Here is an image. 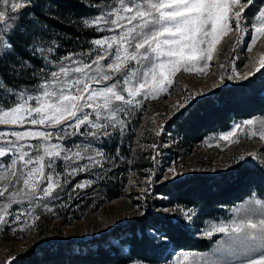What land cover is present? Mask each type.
<instances>
[{
    "label": "snow or ice",
    "instance_id": "snow-or-ice-1",
    "mask_svg": "<svg viewBox=\"0 0 264 264\" xmlns=\"http://www.w3.org/2000/svg\"><path fill=\"white\" fill-rule=\"evenodd\" d=\"M254 2L255 0H246L244 3L242 0H129V3H125V0H120L122 6L120 11L101 12L96 19L82 21L85 27L95 26L97 32L109 31L112 26L122 29L119 35L91 40L90 43L95 48L90 50L89 56L93 52L95 55L91 56L88 63L72 59V54L65 55L59 61H52L48 58L54 51L52 47L45 49L35 46L26 49L33 56L43 59L44 67L49 68L50 78L38 86L42 89L41 92L28 94L26 98L24 91L16 92L11 88H5L0 82V89H5L6 97L17 98V103L7 110L0 104V125H40L54 131L12 130L10 136L14 140L7 139L9 132L0 131V140L7 143V146H0V158L12 157L7 164L0 163V169H4L12 178L7 185L0 188V197H5L6 193L8 198L22 195L30 208L39 207L40 202L44 200H48L49 203L61 201V194L70 182L69 177H75L78 172H91L94 166L103 171V162L114 163L101 148L95 146L96 143L102 142L103 137L111 138L113 134H122L127 127L126 120L132 115V108L140 106L141 102L136 97L155 98L158 92L166 90L172 83L171 76L181 66H184L185 70L193 68L204 74L209 68L208 61L212 60L217 44L220 43L222 36L227 34L232 24H235L236 30L240 33L247 30L244 12ZM0 3L8 5L12 13L31 6V0H11L10 4L9 0H0ZM113 14L114 19H106ZM6 16L7 9L0 11V60L10 55L18 56L15 45L11 42V34L16 28L15 21L18 20V16L14 15L9 19H6ZM241 25H244V28ZM251 28L254 34L246 49L248 52L258 40L264 38V8L257 10ZM39 39L38 36H33V43ZM105 60L109 62L102 64ZM64 61L68 63L65 64ZM129 61H135L138 67L122 71ZM198 62H203L202 67L196 66ZM12 67L16 68L15 65ZM20 67L29 68L31 65L29 62L21 61ZM44 67L40 71L43 72ZM104 69L109 71L105 72ZM260 69H264V57L260 58L256 71ZM118 74L120 78L114 80ZM32 75L35 76V73ZM235 75L240 77L237 82L249 78V74L240 76L237 72ZM228 79L232 77L229 76ZM107 81L113 82L104 83ZM93 84L96 87H93ZM124 93L127 94V99ZM30 101H34L35 106H31ZM180 107L183 108L184 105L181 104ZM93 113L95 119H90ZM121 114L123 119L120 118ZM66 120L70 122L64 123ZM254 123V119L234 122L233 130L223 134L220 139L229 143L235 142L237 132L244 126H251ZM261 123L264 125V121ZM82 127L85 128L83 132ZM160 134V131L156 133L157 136ZM252 135L256 133L253 132ZM259 135L264 139V131H260ZM53 136L58 143L50 142ZM76 136L87 141L83 147L80 144L67 147L63 144L64 140ZM29 138H39L41 143L39 145L17 143ZM33 150L37 152L36 155L32 154ZM41 150L42 155L38 154ZM45 157L48 158L47 163ZM243 159L244 157H241V160ZM253 159L255 160V157ZM261 159L264 160V154ZM58 160L62 162L87 160L88 163L77 164L70 170L65 169L61 184L62 174L56 167ZM152 160L154 166L158 164L156 157ZM257 164L264 168L259 162ZM179 175L182 174H178L171 165L161 168L159 172L149 170L150 187L145 189V192L152 194L154 191L151 177L155 176V184L159 185L175 182ZM95 178L104 177L95 174ZM92 183V180H85L75 184L67 194L68 198L71 199L72 192L76 189H84ZM9 186L12 188L11 191ZM251 195L255 197L256 191L253 190ZM153 198L167 199V196L161 192ZM139 206L147 211L143 205ZM8 207H11V204L5 206L4 213H0V225L15 231L12 225L21 220L25 210L20 209L13 215L6 211ZM43 207L51 211L49 204H44ZM164 211L169 210L165 208ZM232 211L235 218L228 222L222 220L219 223H211L200 231V235L206 238L213 237L215 233H223L226 237L218 243L212 257L195 259L192 258L193 253L185 251L175 254V258L169 259L168 264L185 262L264 264V203L260 199H251ZM9 215L11 220L6 219ZM196 215V209L189 207L183 212V219L177 220V224L189 227ZM257 216L261 218L254 220L253 218ZM145 239L164 247L168 243V235L159 229L137 235L129 240L132 252L122 257L125 264H146V258L135 252L136 242Z\"/></svg>",
    "mask_w": 264,
    "mask_h": 264
},
{
    "label": "rangeland",
    "instance_id": "rangeland-1",
    "mask_svg": "<svg viewBox=\"0 0 264 264\" xmlns=\"http://www.w3.org/2000/svg\"><path fill=\"white\" fill-rule=\"evenodd\" d=\"M244 2H246V0H242V3ZM10 3L11 0H9V4ZM125 3H129V0H125ZM121 7L120 0H105L101 4L100 12L97 15L85 19H96L101 12L115 13L116 11H120ZM261 8H264V1L260 9ZM5 9H7L6 19L14 15L18 16V20L15 21L17 26L19 23L18 12L12 13L8 5L0 3V11ZM246 12H248V8L245 9L244 12V16L246 17L245 23L248 26L247 30L240 33L236 30L235 24H232L227 34L223 35L220 43L217 44L216 50L212 54V60L208 61L209 68L205 70L204 74L197 72L193 68L185 70V67L181 66L180 69L171 76L172 83L166 90L158 92L155 98L151 96L147 99L136 97V99L141 102L140 106L132 108V115L126 120L127 127L124 132L122 134H113L111 138L103 137L102 142H97L95 145L101 148L108 157H111L114 163L103 162V171H101L99 167L94 166L91 172H78L75 177H69L70 182L65 187L64 193L61 194V201L49 203L48 200H44L40 202L39 207L30 208L29 203L24 200L22 195L8 198V194L6 193L5 197H0V213H4L5 206L9 204H11V207H8L6 211L13 215L20 209L25 210V215L21 216V220L12 225V227L16 229L15 231H11L8 227L0 225V264H6V262L7 264H12V260L15 256L51 242L84 239L109 231L113 226L133 216L142 214L144 209L139 205H143L144 207L149 206L156 211H163L167 208L171 213H175L178 217L183 219V212L188 209L184 206L151 207L150 204L148 205L147 199L150 198V194H147L145 189L150 187L149 170L159 172L161 168H167L171 165L175 167L178 174H182L178 176L180 177L197 171H220L240 161L241 157H244L243 160H254L253 157H255V160L264 164V160L261 159L262 154H264V139L259 135L260 131H264V125L261 123L264 121V115H257L235 121L255 120L253 125L244 126L241 131L237 132L234 138L235 142L229 143L220 139L223 134L233 130L232 124L227 130L208 134L200 143L191 147L184 156L171 159L167 158L169 152L166 151V147L169 146V143L161 141L160 138V136L163 135L164 124L169 118L184 109L193 99L209 93L222 84L236 83L240 80V77L235 75L237 72L240 73V76H244L245 74L250 75L259 68V60L261 57H264V38L258 40L257 44L252 46L250 52L246 51L251 42L252 35L254 34L251 25L253 24L254 16L257 14L256 12L254 15H250L246 14ZM114 18V14L106 17V19L109 20ZM241 27L244 28V25H241ZM121 31V28L112 26L111 30L102 32L101 36L94 38L119 35ZM94 38L89 40L88 46L84 49L69 52L62 56H55V52L53 51V53L48 55V58L52 61H59L65 55L72 54V59H79L88 63L91 56L95 55L93 52L91 56H89L90 50L95 48V46L90 43ZM35 46L45 49L52 47L49 42H46V45H43V42L36 43L34 44V47ZM110 59L111 58H109V60ZM107 62L109 61L105 60L102 64H106ZM64 63L67 64L68 61H64ZM202 64L203 62H198L196 66L202 67ZM137 67L135 61H129L122 71L135 69ZM46 70L44 77L35 87L31 89L20 88L13 90L16 92L24 91L25 98L28 94L41 92L42 89L38 86L50 78L49 68ZM104 71L107 72L109 70L104 69ZM229 76H231L232 79H228ZM221 77L224 79L222 80ZM119 78L120 76L118 74L113 79ZM0 82H2L1 78ZM112 82L113 81H107L104 83L111 84ZM133 83L135 84L136 80H134ZM92 86L96 87L95 84ZM117 90H119V88ZM124 95L127 99V94L124 93ZM8 98L10 103L6 101ZM20 102L22 103L23 101ZM16 103L17 98L15 96L6 97V92L2 91V89L0 90V104L3 105L5 110L14 106ZM29 103L31 106H35L34 101H30ZM6 104H8V106H6ZM181 104L184 105L183 108L180 107ZM85 111L92 110L85 109ZM120 118H124L123 114L120 115ZM90 119H95L94 113ZM68 122L70 121L66 120L64 123ZM26 129L54 131L52 128L40 125H0V131L9 132L7 137L8 140H14V138L10 136V131H22ZM84 130L85 128L82 127L81 131L83 132ZM109 131L112 132V129L109 128ZM158 131L161 132L159 136L156 135ZM253 132H255L256 135H252ZM88 140L90 141L91 138H88ZM50 142L58 143L59 141L53 136ZM86 142L87 141L80 136H76L64 140L63 144L66 147L74 144H80L81 147H83V144ZM17 143L39 145L41 141L39 138H29L25 141H18ZM0 146H7L6 141L0 140ZM25 150H27V148ZM73 151H75V149H73ZM117 153H119V155H117ZM32 154L36 155L37 152L33 150ZM38 154L42 155V150ZM153 157H156L158 161V164L155 166L152 160ZM11 158V156L0 158V163L7 164ZM47 160L48 158L45 157L46 163ZM85 163H88V161L62 162L58 160L56 167L62 174L61 184H63L65 169L70 170L77 164ZM45 171L47 172L48 169L46 168ZM95 174H99L104 178L96 179ZM115 174L127 177V182L122 190V194L114 199H104L102 195L104 189L102 187L106 185L108 188H111L113 184V182H110L111 176ZM9 179L12 178L8 176L4 169H0V188L7 185ZM151 179L154 184L156 177L153 176ZM85 180H92L93 183L91 186L85 187L84 189H76L75 192H72L71 199H69L67 194L71 192L73 186ZM13 183H15L14 180ZM11 190L12 188L9 186V191ZM57 191H59V189H57ZM251 199H260L262 203H264V198L256 195L255 197L251 196L246 201L234 205L232 209L245 204ZM13 201H19V203H13ZM44 204H49L51 211L45 210L43 207ZM232 209H230V213L228 211L226 217L207 219L203 226L197 228L199 231L197 233L198 236H201V229L210 226L211 223H219L222 220L228 222L235 218ZM260 218L261 217L257 216L253 219L258 220ZM6 219L11 220V215L6 216ZM193 220L191 224H193ZM218 234V240L215 241L210 249L173 250L170 259H174L175 254L185 251L193 253L192 258L195 259H199L200 257H212L218 243L226 239L223 233ZM168 261L169 259L158 264H168ZM185 264H189V262H185Z\"/></svg>",
    "mask_w": 264,
    "mask_h": 264
},
{
    "label": "trees",
    "instance_id": "trees-1",
    "mask_svg": "<svg viewBox=\"0 0 264 264\" xmlns=\"http://www.w3.org/2000/svg\"><path fill=\"white\" fill-rule=\"evenodd\" d=\"M104 1L31 0V6L18 10L19 23L11 34L18 56L10 55L0 60V78L5 88L31 89L44 77L47 67H44L43 59L26 50L34 44L43 42L46 45L49 42L55 56H62L86 48L90 39L101 36L102 32H97L93 26L85 27L82 21L97 15ZM263 1L255 0L246 14L254 15ZM33 36L40 39L33 43ZM21 61L29 62L31 67H20ZM42 67L43 72L40 71ZM6 101L9 102V98ZM257 115H264V69L255 70L247 80L216 87L193 99L169 118L160 136L161 141L169 143L167 158L184 156L208 134L227 130L233 122ZM257 162L264 165L257 160H240L220 171H197L177 177L175 182L154 183V191L147 199L148 205L194 207L197 215L189 227L178 225L177 220L182 218L170 210L156 211L147 206V211L113 226L109 231L84 239L45 244L15 256L12 264H125L122 257L132 252L129 240L156 229L168 235L166 247L147 239L136 242L135 252L145 257L146 263L165 262L171 258L173 250L210 249L219 234L211 238L198 236L197 228L203 226L206 219L226 216L231 206L251 196L253 190L264 198V168ZM110 182H113L111 188L102 187L104 199L119 197L127 177L115 174ZM161 192L167 199L153 198Z\"/></svg>",
    "mask_w": 264,
    "mask_h": 264
},
{
    "label": "crops",
    "instance_id": "crops-1",
    "mask_svg": "<svg viewBox=\"0 0 264 264\" xmlns=\"http://www.w3.org/2000/svg\"><path fill=\"white\" fill-rule=\"evenodd\" d=\"M250 197H251V196L246 197L244 200H242V201H240V202L246 201V200H247L248 198H250ZM240 202H239V203H240ZM237 204H238V203H237ZM235 205H236V204H235ZM233 206H234V205H233ZM233 206H232V207H233ZM232 207H230V209H232ZM230 209H229V213H230Z\"/></svg>",
    "mask_w": 264,
    "mask_h": 264
}]
</instances>
